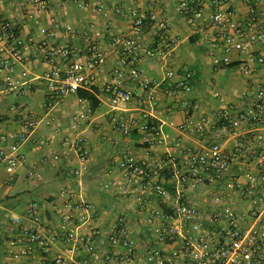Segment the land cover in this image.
<instances>
[{
    "label": "crops",
    "instance_id": "obj_1",
    "mask_svg": "<svg viewBox=\"0 0 264 264\" xmlns=\"http://www.w3.org/2000/svg\"><path fill=\"white\" fill-rule=\"evenodd\" d=\"M97 1L103 4L102 11L89 6L81 8L75 0H47V15L34 23L29 19L35 9L33 0H0V19L19 29L24 54V60L13 69L0 71V150H9L17 143V137L26 133L24 121L32 119L36 123L27 140L19 145L20 165L11 168L6 163L0 164V264H56L57 258L65 264H126L117 258V254L124 252L123 247L109 238L112 226L119 220L127 224L137 254L156 246L153 245L156 234L165 224L162 215H171L178 202L176 192L182 184L177 176L186 171L183 163L188 150L200 152L210 146L213 125L221 122L219 112L230 109L236 115L252 107L264 116V98H256L257 92L264 90V64L253 65L249 72L243 70L250 55L264 56V48L250 44L244 37L226 53L222 31L212 26V0H202L203 14L194 24L187 23L177 11L181 0ZM224 2L232 20L245 26L250 18L249 5L244 0ZM256 11L264 20V0L259 1ZM131 12L146 15L148 24L139 30L132 28ZM161 20L168 23L177 45L166 66L144 53L141 55L137 68L156 83L153 90L142 91L125 75L122 85L137 97L121 104L118 112L137 118L138 126L124 134L111 123L110 117L117 111L103 90L111 82L118 62L111 38L126 37L142 48L152 47ZM97 32L102 39L96 36ZM86 34L90 41L85 40ZM65 46L80 53L61 60L64 67L86 62L95 47L107 53L103 64L94 71L92 86L83 89L95 91L99 106L94 111L90 102L77 93L49 106L44 79L52 69L49 52ZM226 57L227 65L223 62ZM167 67L174 71L172 77L167 75ZM187 73L191 74L189 79ZM180 84L190 86L191 90H182ZM143 111L150 114L149 120L155 126L153 136L141 127L145 123ZM257 132L264 134L263 129L257 130L252 123H242L231 130L221 144L225 152H237V156L226 175L218 182L207 181L205 186L195 189L183 187L179 201L194 205L203 215L223 209L224 206L211 204V194L222 192L229 183L246 185L247 173L259 175L257 157L264 150V143L257 145ZM147 136L150 141L144 142ZM76 145L80 150L73 148ZM130 154L150 167L163 158L172 159L169 170L155 178L169 190L171 197L143 191L139 180L124 175L121 162ZM209 172L197 170L201 177H207ZM263 184H259L254 199L245 200L234 192L225 201L226 205L233 204L242 225L264 207ZM62 191H67L65 196ZM69 198L91 209H66ZM32 203L38 205L41 232L50 242L51 251L45 255L37 250L30 256L17 257L24 244L13 219L23 218L27 222ZM57 209L69 211L73 222L63 224ZM205 227L191 229L187 223L182 224L185 231L195 234L213 232ZM68 229L79 236L99 233L87 244L68 241ZM176 246L166 244L161 249L170 252ZM91 251L100 253L98 261L90 259Z\"/></svg>",
    "mask_w": 264,
    "mask_h": 264
},
{
    "label": "built area",
    "instance_id": "obj_2",
    "mask_svg": "<svg viewBox=\"0 0 264 264\" xmlns=\"http://www.w3.org/2000/svg\"><path fill=\"white\" fill-rule=\"evenodd\" d=\"M250 8V18L245 26L238 25L232 20V13L226 7L224 0H212V26L220 29L226 41L225 52L230 53L236 45L237 40L247 37L250 44H258L264 48V20H262L256 11V6L260 0H244ZM35 9L29 15V19L38 23L39 18L47 15V0H33ZM81 7H92L94 10L102 11L103 4L97 0H75ZM177 11L183 14L187 23L194 24L197 18L203 14L202 0H181L178 3ZM131 17V26L134 29H142L148 24L146 15H139L137 12L129 13ZM96 36L102 39L100 33ZM85 40L90 41L89 35H85ZM111 46L118 53L117 67L113 69V77L110 83L104 87V92L110 96V102L117 111L111 117V123L122 131L124 134L129 133L132 128L138 126V119L129 117L119 111V106L123 103H130L136 99L137 95L132 91L124 88L123 80L125 75L134 80L142 91H151L155 88L156 83L151 79L144 77L137 68L141 55L144 53L152 59L167 65L169 59L173 57L176 48V40L171 36L169 25L165 20L157 24V39L152 47L142 48L126 37H112ZM80 51L69 46L62 49H52L49 52L52 69L46 73L44 79L49 90V106L59 101L71 93H77L81 89H88L94 82V71L103 64L107 57L106 51L99 50L96 47L92 49L91 55L86 62L78 61L64 67L60 64L61 60L69 56H78ZM24 60L23 40L19 34V29L7 20L0 19V71L11 70L16 64ZM223 62L229 64V59L224 58ZM255 64H264V56L250 55L243 63V70L249 72ZM167 75L172 77L174 71L167 67ZM186 78L191 77L187 73ZM182 90L190 91L188 85H178ZM257 99L264 98V90L260 89L256 95ZM47 99V96H46ZM14 109V108H12ZM220 123L213 125L212 143L203 151L195 152L188 150L187 158L183 165L186 171L178 174L181 188H177L178 202L175 210L171 215L164 216V223L158 230L151 248L136 251L133 241L129 235L127 224L123 220L117 221L111 228L109 238L111 242L118 243L123 247L124 252L117 254L119 261L126 264H264V207L252 213L250 220L246 225H242L241 219L237 217L231 202L225 201L227 198L239 192L241 198L245 200L254 199L257 196L259 184L264 183V150L257 157L259 175L255 177L251 173L246 176L249 182L246 185L241 183H229L222 192L211 194V204L214 207H223L212 213L203 215L196 207L188 202H180L183 187L195 189L199 186H205L208 182L220 181L228 171L237 152H225L221 142L223 138L236 129L242 123H252L258 129L264 132V116L256 112L252 107L246 108L240 114L233 115L232 110L223 109L219 112ZM142 119L145 123L142 129L150 136L155 132V126L150 121V114L143 111ZM172 124V123H171ZM36 126L34 120L24 121L25 134L17 137V143L13 144L9 150H0V164L6 163L11 168H15L22 162L21 157L17 155L19 145L24 143L29 132ZM200 128V127H198ZM258 133V132H257ZM244 139L248 140L245 136ZM255 140L258 146L264 143V134H256ZM144 142H149L147 137L143 138ZM177 144L176 146H178ZM72 148V147H70ZM80 150L79 146L73 147ZM55 159H58L56 156ZM84 159V157H82ZM172 159L163 158L155 167H150L140 161L136 156L130 154L121 162V168L126 177L140 181L143 191L149 190L159 197H171L160 181L161 175L169 170ZM210 170L207 177L198 175L197 170ZM260 181V182H259ZM264 192V184L262 186ZM67 191H62V196ZM263 202H264V196ZM66 209L74 207L76 210H89L91 206L85 203H76L68 199ZM37 203H32L29 208L28 221L24 222L23 218H14L13 223L18 225L20 232V241L24 248L17 254V257H27L40 251L47 255L51 251L50 242L41 232V220L37 213ZM56 213L61 216V222L65 225L73 222V217L69 211L57 209ZM84 219V216L82 217ZM187 223L191 229L202 228L205 225L212 229L213 232L207 231L202 233H192L185 231L182 224ZM206 228V227H205ZM98 231L91 232L87 236H79L75 230H67L68 241H79L89 244L93 238L98 235ZM178 245L170 252L161 249L162 245ZM138 256V257H137ZM100 253L90 252V259L98 261ZM56 264H65L60 258L55 259ZM38 264H43L40 262Z\"/></svg>",
    "mask_w": 264,
    "mask_h": 264
},
{
    "label": "trees",
    "instance_id": "obj_3",
    "mask_svg": "<svg viewBox=\"0 0 264 264\" xmlns=\"http://www.w3.org/2000/svg\"><path fill=\"white\" fill-rule=\"evenodd\" d=\"M80 98L86 99L90 102L91 111H94L99 106V101L96 97L95 91H84L83 89L77 92Z\"/></svg>",
    "mask_w": 264,
    "mask_h": 264
},
{
    "label": "rangeland",
    "instance_id": "obj_4",
    "mask_svg": "<svg viewBox=\"0 0 264 264\" xmlns=\"http://www.w3.org/2000/svg\"><path fill=\"white\" fill-rule=\"evenodd\" d=\"M3 5H6V2H5ZM7 6H8V5H7Z\"/></svg>",
    "mask_w": 264,
    "mask_h": 264
}]
</instances>
